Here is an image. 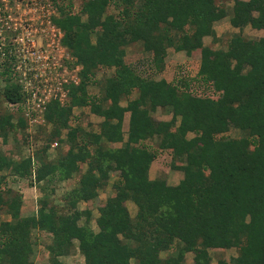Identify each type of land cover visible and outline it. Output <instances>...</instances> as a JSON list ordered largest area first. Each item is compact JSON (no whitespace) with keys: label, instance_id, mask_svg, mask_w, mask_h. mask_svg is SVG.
<instances>
[{"label":"trees","instance_id":"obj_1","mask_svg":"<svg viewBox=\"0 0 264 264\" xmlns=\"http://www.w3.org/2000/svg\"><path fill=\"white\" fill-rule=\"evenodd\" d=\"M218 1L54 0L61 16L52 21L64 33L60 43L83 70L80 83L70 86L67 105L58 98L46 105L43 115L51 131L45 129L35 140L27 132L22 85L12 81L10 59L0 65V78L6 81L0 139L7 144L24 129L32 152L15 160L0 149V219L10 217L0 223V264H33L35 230L52 239L49 264H66L60 258L69 255L75 241L85 264H187L188 253L195 254L194 264H212V249H237L231 264H264V36L250 40L238 33L227 49L206 46L205 38L218 41L214 26L228 17ZM77 3L80 10L74 13ZM111 7L117 13H110ZM230 23L241 31H264V0H236ZM135 43L153 55L159 72L171 48L200 56L193 81L211 86L219 97L193 94L185 79L140 76L126 62V48ZM104 68L114 72L99 82L95 77ZM94 84L100 96L90 94ZM77 107H89L104 119L100 132L70 125ZM158 109H170L172 119H154ZM231 128L243 136L222 137ZM154 141L172 153L173 169L184 173L177 186L150 179L157 158ZM64 142L67 152L51 160L50 149ZM83 168L60 206L44 197L30 216H23V195L6 185L7 172L35 185L71 180ZM112 173H118V180L113 195L99 207L95 231L90 203ZM129 201L137 206L135 217ZM80 203L87 209L79 210ZM174 246L178 254L163 259L161 254Z\"/></svg>","mask_w":264,"mask_h":264},{"label":"rangeland","instance_id":"obj_2","mask_svg":"<svg viewBox=\"0 0 264 264\" xmlns=\"http://www.w3.org/2000/svg\"><path fill=\"white\" fill-rule=\"evenodd\" d=\"M248 1V0H246ZM46 2L53 4L52 13L53 17H60L54 0H0V44L6 46V50L0 51V65H3L8 61V65L13 70L12 81L15 83H21L20 80H25L26 77H32L36 79V74H44V71L48 74V85L45 87L47 90H51L53 97H57L61 104L67 105L68 93L71 85H78L80 83V75L83 67L77 63L71 53L61 45V39L64 33L61 31V36L54 29L55 25L49 24L44 18L46 10L43 9ZM236 0H219L217 5L225 8L228 12V17L215 24L214 28L217 33L218 41H213L211 37L205 38V45L211 47L214 50L227 49L228 43L235 34H242L245 38L250 40H258L264 36V31L255 30L251 27H246L244 30L234 28L230 23V15L234 9ZM80 10V3H77L74 7V13H78ZM110 13H117L115 7L110 8ZM87 17H83L86 21ZM57 27V26H56ZM2 38H6L4 41ZM19 38L21 45L24 44V57L18 56L19 53L14 51L10 52L12 48V39ZM95 42V39H94ZM3 47V48H4ZM30 49V52L27 49ZM23 49V48H22ZM21 49V50H22ZM39 51V55L49 56L51 60L49 63L51 68H57V71L50 68L46 69L44 65V59H36V55L32 54ZM126 62L129 64L137 74L144 78H150L156 81L165 79L169 82L176 80H188L191 83V91L193 94L202 97H211L217 99L219 94L214 92L213 88L202 82L193 81L199 72L201 65V57H188L185 53L176 52L173 48L169 49L168 57L166 59V67L164 71L159 72L153 66V55L150 52H146L142 43H135L126 48ZM29 53V54H28ZM15 55V56H14ZM33 59L37 63H34L37 71L29 70L28 65L32 63ZM34 61V62H35ZM31 62V63H30ZM7 67V66H6ZM10 68V69H11ZM114 71L108 69H101L98 71L95 79L99 82L112 75ZM31 79V78H30ZM40 80V77L37 78ZM6 81L0 78V103L3 108L6 105L1 101V90L5 87ZM43 88V87H42ZM89 92L92 96H100V86L97 84L89 86ZM136 95H133L135 98ZM124 106L128 104L127 101L122 103ZM0 107V113L1 111ZM152 116L157 121H170L173 114L170 109H158L156 112H152ZM130 120V114L127 113L125 117L124 130L127 132L128 124ZM104 121L103 118L96 116L91 112L89 107H77L74 108L70 125L73 127L81 126L85 130L100 132V124ZM179 124V123H178ZM51 124L46 122V117L43 116L38 123L29 124L27 132L35 140L37 136L44 135L45 129L51 131ZM26 131H19L18 134H12L7 144L3 143L0 139V149L15 160L22 158H28L32 152L31 147L25 141L24 135ZM35 135V136H34ZM37 135V136H36ZM225 138H239L243 136L240 130L231 128V130L222 135ZM194 134H189V138H193ZM66 139V132L64 133L62 140ZM32 142V141H31ZM156 150L157 158L150 169L151 180H165L170 186H177L184 178V173L180 170L173 169V156L168 150H161L158 148L157 142L151 144ZM34 146V145H33ZM120 147L121 144L114 145ZM69 146L67 143H60L58 147L51 148L48 156L51 160L56 159L65 154ZM83 171L79 174H75L71 180L68 181H51L42 182L35 185H30L29 180L18 179L7 172V187L19 192L23 195L24 211L23 216L34 215L40 205V200L44 197H48V202L60 206L62 204V198L68 191L76 187L78 180L80 179ZM5 174V173H4ZM118 180V173H112V177L108 186L100 190L99 198L90 203L93 212V218L91 227L98 231L96 220L99 217V207L106 203L107 199L113 195V184ZM88 204L80 203L79 210L87 209ZM127 207L132 217L137 214V206L133 202H128ZM10 220V217L3 214L0 219L2 221ZM33 240L35 242L34 254L32 256L33 264H49L50 255L48 253V245L51 244V237L43 232L35 230L33 232ZM179 246V245H177ZM177 246L172 247L166 252L161 254L163 259H167L178 254ZM78 242L75 241V247L71 250L68 256L60 258L62 262L66 264H85L84 256L81 254L78 248ZM210 256L212 264H219V262L225 264H231V260L238 256L237 249L230 250H210ZM194 253H188L185 261L187 264H194ZM132 264H135L133 262Z\"/></svg>","mask_w":264,"mask_h":264},{"label":"built area","instance_id":"obj_3","mask_svg":"<svg viewBox=\"0 0 264 264\" xmlns=\"http://www.w3.org/2000/svg\"><path fill=\"white\" fill-rule=\"evenodd\" d=\"M52 8H53V4L51 2H46V4L44 5L43 9L46 10L45 16L44 18L47 20V22L51 25L53 23L52 21V16L54 13H52ZM54 29H57L56 31H58V33L61 36V30L59 28H57L56 26L54 27ZM3 34H0V37ZM4 41H6V38H2ZM12 48L10 49L11 55L12 51L19 53L20 55L18 56V58L20 56L24 57L25 55H23L22 53H24V49H25V45L22 44L19 41V38H13L12 39V44H11ZM4 46H2L0 44V51L3 52L4 50H6L7 48H3ZM23 48V49H22ZM22 49V50H21ZM28 52H30V49H27ZM38 52L32 53V54H37L36 55V59H44V67L47 69L50 68L57 71V68H51V65L49 63V60H51V58L49 56H45V55H39ZM29 54V53H28ZM15 56V55H14ZM35 59H33L32 63L28 65L29 70L32 71H37L38 69L36 67H34L35 65H33L34 63H37ZM40 77V80H38L37 78ZM48 74L46 71H44V74H40L37 75L36 74V79L34 77V79L32 77H26L25 76V80H20V84L22 85V93L24 96V106H25V116L29 119L30 124L33 123H38L39 120H41L43 118V112L46 108V105L51 102V100L53 98H57V97H53L51 94V90H47L45 87H47L48 85H46L45 83L48 82ZM31 78V79H30ZM43 87V88H42ZM35 113V115H34Z\"/></svg>","mask_w":264,"mask_h":264}]
</instances>
